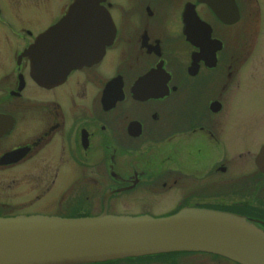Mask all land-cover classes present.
<instances>
[{
  "label": "flooded vegetation",
  "instance_id": "1",
  "mask_svg": "<svg viewBox=\"0 0 264 264\" xmlns=\"http://www.w3.org/2000/svg\"><path fill=\"white\" fill-rule=\"evenodd\" d=\"M74 1L0 0V218L196 207L264 229V0H97L92 61L47 67L62 36H45L37 79L30 50ZM88 264L239 263L178 250Z\"/></svg>",
  "mask_w": 264,
  "mask_h": 264
},
{
  "label": "water",
  "instance_id": "2",
  "mask_svg": "<svg viewBox=\"0 0 264 264\" xmlns=\"http://www.w3.org/2000/svg\"><path fill=\"white\" fill-rule=\"evenodd\" d=\"M97 4V0L74 2L61 21L36 40L30 56L37 79L45 78L41 71L45 36L47 41L62 36L55 52L50 44L45 48L47 67L50 59L59 60L57 68L65 74L92 61L96 48L90 45L89 27L98 26L91 12ZM256 162L264 171V146ZM178 250L212 252L240 264H264V231L244 216L196 207L163 217L112 215L104 208L90 217L0 218V264H86Z\"/></svg>",
  "mask_w": 264,
  "mask_h": 264
},
{
  "label": "rangeland",
  "instance_id": "3",
  "mask_svg": "<svg viewBox=\"0 0 264 264\" xmlns=\"http://www.w3.org/2000/svg\"><path fill=\"white\" fill-rule=\"evenodd\" d=\"M262 40H263V37H262ZM256 57H257V59L260 60L261 63H264V49H262V47L260 49V54L258 56H256ZM249 101H252L251 97L249 98Z\"/></svg>",
  "mask_w": 264,
  "mask_h": 264
}]
</instances>
